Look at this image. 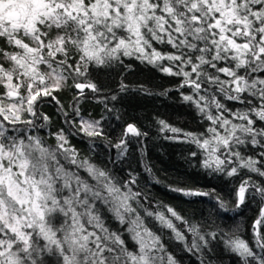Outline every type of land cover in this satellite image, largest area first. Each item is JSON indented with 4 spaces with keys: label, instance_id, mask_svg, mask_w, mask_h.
<instances>
[{
    "label": "snow or ice",
    "instance_id": "obj_1",
    "mask_svg": "<svg viewBox=\"0 0 264 264\" xmlns=\"http://www.w3.org/2000/svg\"><path fill=\"white\" fill-rule=\"evenodd\" d=\"M124 57L180 77L179 89H190L182 98L208 122L206 130L159 123L174 134L168 138L182 133L196 145L200 151L191 155L202 157L201 167L230 178L243 170L264 177V0H0V264H52L45 257L55 264H179L148 218L200 264L218 238L240 264H264V207L252 224L258 253L235 233L202 232L171 206L164 205L166 212L146 206L148 197L133 188L135 176L120 179L69 145L66 131L104 135L100 121L84 119L78 105L86 90L99 92L90 68L123 64ZM69 86L76 90L73 111L59 109L68 130L50 133L52 145L38 134L50 122L39 105L45 99L59 105L55 93ZM129 135L142 133L127 124L114 145L118 158ZM249 145L252 155L243 151ZM234 191L236 209L250 191L264 204V184L251 176ZM215 198L223 212L234 211ZM106 213L124 226L133 248L121 230L106 225Z\"/></svg>",
    "mask_w": 264,
    "mask_h": 264
},
{
    "label": "trees",
    "instance_id": "obj_2",
    "mask_svg": "<svg viewBox=\"0 0 264 264\" xmlns=\"http://www.w3.org/2000/svg\"><path fill=\"white\" fill-rule=\"evenodd\" d=\"M157 47L168 50L164 45ZM88 75L99 92L86 90L87 98H81L78 105L80 115L86 120L100 121L104 135L88 138L66 131L69 145L77 150L80 159H88L107 168L120 179H128L129 174L135 176L137 184L133 188L148 197L146 206L165 212L164 205L171 206L189 223L199 225L202 232L222 230L235 233L259 253L253 239L252 224L264 204L258 194L250 191L245 204L236 209L234 189L242 178L251 176L257 184H264V177L243 170L240 176L230 178L204 169L200 165L202 157L191 155L192 152L200 151L195 144L186 142L182 133L177 134L179 139H170L168 137H173V133L160 130V120L183 132L195 134L204 132L208 127V122L203 120L196 108L183 100L181 92L188 94L190 89H179L181 78L169 76L146 62L128 57L123 58V64L113 62L108 67L92 66ZM121 84L126 86L124 91H121ZM114 95L115 100L112 99ZM55 96L59 105L50 99L43 100L39 105V111L47 114L50 122L38 134L52 145H55L56 140L50 133L54 134L62 128L68 130L59 109L63 105L65 111L72 113L71 105L75 103L76 90L69 86L56 92ZM226 103L231 105L232 102ZM76 119L79 120L78 117ZM129 123L134 124L142 135H129L126 138L127 152L118 158L119 150L114 145L120 141ZM243 151L246 155L254 153L250 145ZM176 187L211 192L213 195L184 196L171 190ZM217 195L234 211L223 212L217 205ZM110 215L106 213V225L113 231L121 230L129 248H133L130 234L118 221L109 219ZM148 223L153 231L163 237L168 250L179 264H200L201 258L186 251L183 243L176 241L170 230L162 228L152 218H148ZM175 223L184 230L183 224L179 221ZM187 240L191 243V234H187ZM211 249L205 250V264H240L239 258L228 251L219 238L211 243ZM55 259L45 257L52 264H55Z\"/></svg>",
    "mask_w": 264,
    "mask_h": 264
}]
</instances>
